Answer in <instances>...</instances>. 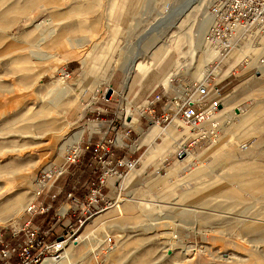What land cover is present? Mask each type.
<instances>
[{"label": "rangeland", "instance_id": "rangeland-1", "mask_svg": "<svg viewBox=\"0 0 264 264\" xmlns=\"http://www.w3.org/2000/svg\"><path fill=\"white\" fill-rule=\"evenodd\" d=\"M207 16L214 20L208 0H0L4 240L28 223L47 231L50 222V241L79 228L66 264H264V54H246L249 38L256 36L261 48L264 34L239 29L235 47L219 58L207 41ZM230 62L235 68L226 76ZM207 80L223 111L213 119L217 138L195 141L173 102L194 99ZM154 89L159 112L137 116ZM164 110L169 121L155 124ZM171 119L181 121V136L162 163L152 154L166 137L143 140ZM73 146L82 149L77 163L42 192L41 173L62 166ZM114 150L139 160L134 169L145 170L136 181H125L128 169L109 176L103 196L91 204L85 199L87 216L97 213L81 228L73 217L58 222L41 213L52 205L57 213L68 202L52 195L85 173L88 151L98 173L115 160Z\"/></svg>", "mask_w": 264, "mask_h": 264}, {"label": "built area", "instance_id": "built-area-1", "mask_svg": "<svg viewBox=\"0 0 264 264\" xmlns=\"http://www.w3.org/2000/svg\"><path fill=\"white\" fill-rule=\"evenodd\" d=\"M209 11L214 19V25L207 35V41L212 44L221 56L225 55L232 48V42L235 38L236 31L239 28L245 30L259 31L260 34H264V0H208ZM197 96L194 99L187 98L185 100L176 99L173 102V106L181 115L183 122V128L188 130L191 134L195 133L199 139L213 140L217 138L216 128L213 119L220 113L223 105L220 99H214L211 96L212 88L208 83V80L200 83L197 86ZM215 94L219 93V90L214 87ZM157 101L160 100L158 97ZM154 103L149 102L148 109L144 111V114L148 113V110L152 112V106ZM170 119V113L166 112L165 116L157 117L154 119V123L161 125L163 122H168ZM173 121L172 119L170 122ZM207 130V131H206ZM206 131V132H204ZM199 136V137H198ZM81 147H71L65 156V162L62 166L52 167L41 173L40 182L38 186L43 192L47 188L52 190L56 181L66 174V166H72L77 163L81 157ZM97 151V149H94ZM109 152V151H108ZM114 152V151H113ZM108 153H106L107 155ZM138 164L135 159L118 158L116 160L107 163L108 167H104L105 170H100L98 173L95 171L89 176L86 184L83 187L85 195L80 197L78 195L81 190L79 181H76L73 188L66 194L65 189H61L58 193L52 195L53 199H58L60 196H67L68 202L71 206L64 213L60 212L63 206H66V202L60 205L57 213H53L52 219L58 218L57 221L66 220V217L75 218V222L79 224L81 228L88 219L92 218L95 214H90L89 206L93 201H96L100 196H103L101 189L105 186V182L109 176L121 177L120 169H134ZM91 165V164H90ZM112 167V168H111ZM92 185V189H85V186ZM78 186V187H77ZM41 192V193H42ZM90 200V204H85V199ZM74 205L76 209L72 206ZM35 206H32L30 210H33ZM54 209V206L42 207L41 213L47 214ZM74 220V219H73ZM79 230L72 229L71 235L67 236L66 231L57 235L52 241L49 240V236L53 233L52 229L39 232L37 229L29 227V223L17 231H11V239L4 240V237L0 234V264H41L45 259H49L52 262L61 260L65 248L68 243L75 244L76 232ZM60 240V238H62ZM74 237V238H73Z\"/></svg>", "mask_w": 264, "mask_h": 264}, {"label": "crops", "instance_id": "crops-1", "mask_svg": "<svg viewBox=\"0 0 264 264\" xmlns=\"http://www.w3.org/2000/svg\"><path fill=\"white\" fill-rule=\"evenodd\" d=\"M243 33L241 34V36H240V38L241 37H243ZM237 40H238V38H237ZM237 40H236V42H237ZM235 57L236 56H233L232 58H230V59H232L233 61H235L234 59H235ZM231 60V61H232ZM236 62V61H235ZM237 64V63H236ZM229 65H230V69H229V74H227L226 76H228V75H230L231 74V71L235 68V66H233L232 65V63L230 62L229 63ZM231 70V71H230ZM222 74V71H220L219 72V74L217 75V77H219L220 75ZM222 79V78H221ZM161 84L163 85V86H165L164 85V83H163V81H161ZM166 87V86H165ZM166 88H173V87H166ZM157 89H154L147 97H146V99H145V101H143V103L140 105V106H143V105H145V103L147 104V105H149V102H151V103H154L153 104V106H152V112L153 113H157V112H159V109H158V105L160 104L159 102L160 101H157V100H151V97H152V95L155 93V91H156ZM136 98H137V96H136ZM135 97H134V102L136 103V101H135V99H136ZM147 105L146 106H143L142 107V110H138V111H135V114L137 115V116H139V117H143V115H142V111H144V110H146V109H148V107H147ZM165 111V110H164ZM166 113V111L164 112V114ZM145 116V115H144ZM152 116V115H151ZM144 118H147L146 116L144 117ZM149 119H150V117H148ZM137 122V119H135V118H133L132 119V121L131 122H128L130 125H133L134 123H136ZM180 125H181V121L180 120H178V119H174L168 126H167V128H165V129H161L158 125H155V126H153L152 127V129L149 131V133L146 135V137L144 138V140H143V142L144 143H151L156 137H158V136H162V135H164L166 138L164 139V142H163V144H160V145H156L155 146V148H154V152H153V154H152V157H155V156H159V157H161L162 158V163H164V162H166L168 159H169V157L172 155V153L176 150V148L178 147V139L180 138V136H181V134H180V132H179V127H180ZM133 132H135V134H137V135H139V132L138 131H133ZM185 132H186V130H185ZM82 135H83V131H82ZM186 135H189V133H187L186 132ZM79 143V142H78ZM117 143H118V145H120V147L119 148H123V147H125V144H124V142H123V139H122V137L121 136H119L118 137V139H117ZM121 146H123V147H121ZM135 146V145H134ZM179 146H181V145H179ZM86 148H88V147H86ZM93 148V147H92ZM137 149H135V150H130V151H128L129 152V155L130 154H135L136 153V151H138L139 149H138V147H136ZM88 152H91V151H88ZM114 154H115V160L116 159H118V158H123V156H126V158H127V153H122V155L121 154H118V151H116V150H114ZM118 154V155H117ZM125 154V155H124ZM139 161V160H138ZM83 163L84 162H82L81 163V165H83ZM139 163V162H138ZM146 166V165H145ZM162 166V164H159L158 165V167H161ZM145 169H143L142 171H139V170H137V169H132L131 171H130V173L127 175V177L125 178V181L126 182H131V181H136V179L138 178V176L140 175V173H142L143 171H144ZM75 172H77V171H74V173ZM170 175H173L174 173H175V171H173V170H171L170 172ZM72 183H73V178H71V182H70V184L68 185L67 184V191L66 192H69L68 191V186H69V188H70V185H72ZM84 187V186H83ZM83 187L81 188V190L79 191V196L80 197H83L84 195H85V191H83ZM65 188V187H64ZM65 190H66V188H65ZM68 205H66L61 211H63V212H65V211H67L68 210ZM63 221V220H62ZM62 221H60V222H62ZM58 223H56V225H57ZM44 225H45V223H44ZM43 225V226H44ZM71 225V220L69 219V220H67L65 223H63L62 225H61V227L63 226V227H65V228H68L69 226ZM54 227V226H53ZM59 230H61V228H59ZM62 233H64V231H61L60 233L59 232H56V234L57 235H59V234H62ZM64 255H65V260H64V262L62 263V264H66V251H65V253H64Z\"/></svg>", "mask_w": 264, "mask_h": 264}, {"label": "bare ground", "instance_id": "bare-ground-1", "mask_svg": "<svg viewBox=\"0 0 264 264\" xmlns=\"http://www.w3.org/2000/svg\"><path fill=\"white\" fill-rule=\"evenodd\" d=\"M206 22H209V25H207V29L205 30V32H207L208 33V31H210L211 29H212V27H213V25H214V20H211L210 18H209V16H207L206 18H205V20H204V23L206 24ZM204 24V25H205ZM239 29H242V30H245V29H243V28H239ZM238 29V30H239ZM237 30V31H238ZM237 31H236V35H235V38L233 39V42H232V48H231V50L235 47V45H236V40H237ZM245 31H247V30H245ZM248 31H253V30H248ZM259 32V31H258ZM258 38L256 37V36H253V38H249V40H248V42H249V46L250 47H252V50H249V51H247L246 52V54L247 55H249L250 54V56H254V55H257V54H259V55H262V54H264V39L262 38L260 41V44L259 45H261V48H256L255 47V45H254V43H255V41L257 40ZM212 45V44H211ZM212 47H213V49L218 53V55L220 56L219 58H221L222 56L219 54V52L216 50V48L212 45ZM230 50V51H231ZM214 56L213 57H215L216 55L215 54H213ZM202 68V67H201ZM200 72L201 71H203L202 69H200L199 70ZM77 145V144H76ZM65 206H63L62 207V209L64 208ZM61 209V210H62ZM60 210V212H62V213H64L63 211H61ZM174 243H175V241H174ZM69 244V243H68ZM68 249V246L65 248V250H64V252H63V256H62V258H61V260H63L64 258H65V255H64V253H65V251ZM60 261V260H59ZM58 262V261H57ZM57 262H52L51 260H49V259H45L41 264H56Z\"/></svg>", "mask_w": 264, "mask_h": 264}, {"label": "trees", "instance_id": "trees-1", "mask_svg": "<svg viewBox=\"0 0 264 264\" xmlns=\"http://www.w3.org/2000/svg\"><path fill=\"white\" fill-rule=\"evenodd\" d=\"M92 153L93 152H89V153H86L85 155H86V159H85V161H84V163H83V165H84V167H85V170L86 171H84L85 173L84 174H78V177L76 178L77 180H75V181H73V183L75 184L76 183V181H79L80 183H79V186L82 188L85 184H86V182H87V180H88V178H89V176L90 175H92L93 174V171L90 169V163H89V158L92 156ZM75 177V176H74ZM73 177V180L75 179ZM65 193L67 194L68 192H66V190H65ZM78 195H79V193H78ZM62 196H60L59 198H58V200L61 198ZM56 203V202H55ZM53 213H54V209L51 211V214L53 215ZM49 225H50V222H48L47 224H45V230H48L50 227H49ZM11 239V235L9 234V236L8 237H6L5 238V240H10Z\"/></svg>", "mask_w": 264, "mask_h": 264}, {"label": "water", "instance_id": "water-1", "mask_svg": "<svg viewBox=\"0 0 264 264\" xmlns=\"http://www.w3.org/2000/svg\"><path fill=\"white\" fill-rule=\"evenodd\" d=\"M112 90H110L109 92H108V96H110L111 94H112ZM237 112H238V110H237ZM63 239V237L62 238H60V240H62Z\"/></svg>", "mask_w": 264, "mask_h": 264}]
</instances>
